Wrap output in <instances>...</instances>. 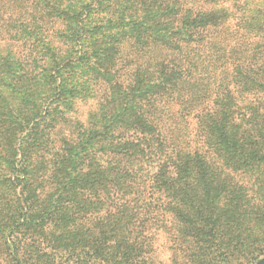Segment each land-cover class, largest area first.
<instances>
[{
    "label": "trees",
    "instance_id": "16d2710c",
    "mask_svg": "<svg viewBox=\"0 0 264 264\" xmlns=\"http://www.w3.org/2000/svg\"><path fill=\"white\" fill-rule=\"evenodd\" d=\"M81 3L0 0V264H105L172 202L190 260L263 253L264 0Z\"/></svg>",
    "mask_w": 264,
    "mask_h": 264
},
{
    "label": "rangeland",
    "instance_id": "374dc122",
    "mask_svg": "<svg viewBox=\"0 0 264 264\" xmlns=\"http://www.w3.org/2000/svg\"><path fill=\"white\" fill-rule=\"evenodd\" d=\"M87 0H82L83 4ZM82 3L80 5H83ZM165 55L166 50H161ZM81 110V119L87 118L88 112L95 109L94 104L78 102ZM218 172L221 176H229L233 180V186H247L250 194H254L253 178L243 170L225 168L220 164ZM224 168V169H223ZM168 202V199H167ZM153 206L152 214L138 216L131 221H121L120 224L128 228L119 231L111 236L100 234L97 231L93 236H85L86 242L97 240L95 246L88 245L87 255L99 249L104 255L111 258L105 264H201L197 257L191 260L186 255L182 245V230L185 219L178 212L174 202L167 204V210L161 206ZM261 228H264L262 226ZM97 236L99 238L97 239ZM264 257L263 253H254L251 249L247 251L237 250L229 262L221 264H255ZM1 262V260H0ZM220 263V262H219Z\"/></svg>",
    "mask_w": 264,
    "mask_h": 264
},
{
    "label": "water",
    "instance_id": "95a60500",
    "mask_svg": "<svg viewBox=\"0 0 264 264\" xmlns=\"http://www.w3.org/2000/svg\"><path fill=\"white\" fill-rule=\"evenodd\" d=\"M255 264H264V257L258 260Z\"/></svg>",
    "mask_w": 264,
    "mask_h": 264
}]
</instances>
